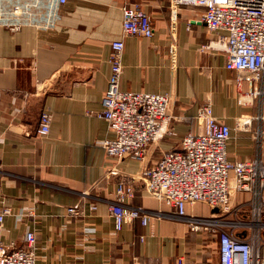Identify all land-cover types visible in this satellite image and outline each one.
I'll use <instances>...</instances> for the list:
<instances>
[{
    "label": "crops",
    "instance_id": "1",
    "mask_svg": "<svg viewBox=\"0 0 264 264\" xmlns=\"http://www.w3.org/2000/svg\"><path fill=\"white\" fill-rule=\"evenodd\" d=\"M134 4L151 17L153 36L123 38L120 89L170 94L174 117L147 146L142 162L108 157L102 143L114 134L96 117L109 76L110 43L121 39L122 8ZM169 7V0H66L51 26L44 20L16 31L0 25V210H10L0 229L2 244L25 247V234L33 232L38 264H173L180 255L187 264H218L216 235L191 232L147 194L142 173L163 153L180 149L205 101L230 128L228 159L264 160L261 98L246 95L258 88V78L226 70L222 52L202 49L217 39L200 22L204 8L180 6L172 26ZM43 111L51 115L50 130L39 137ZM120 182L133 188L128 204L149 213L146 226L133 220L115 230L109 205ZM250 199L232 194L235 206ZM196 206L207 214L197 215ZM72 207L81 214L68 215ZM215 212L203 203L186 207L187 215L199 218ZM242 212L238 219L248 222L247 209ZM236 234L247 238L258 231ZM260 236L264 240V230Z\"/></svg>",
    "mask_w": 264,
    "mask_h": 264
},
{
    "label": "built area",
    "instance_id": "2",
    "mask_svg": "<svg viewBox=\"0 0 264 264\" xmlns=\"http://www.w3.org/2000/svg\"><path fill=\"white\" fill-rule=\"evenodd\" d=\"M65 2L0 0V25L16 31L23 25H36V22L44 20L47 26H51L56 18V9ZM182 5L204 8L200 22L208 32L217 35V39L202 47L203 50L222 52L226 70L258 78V88L246 95L261 98L260 118H264V0H169L172 26ZM40 12L43 15L38 16ZM186 27L189 28V23ZM221 33L224 35L219 37ZM152 36V19L141 5L122 8L121 39L110 43L109 76L100 102L101 110L96 114L114 134L112 139L103 141L102 146L106 155L116 160L127 157L142 162L147 146L160 138L164 123L168 124L174 119L170 112V94L120 89L123 38L149 39ZM168 48L173 58L176 53L173 36ZM238 97L243 100L245 95L241 93ZM195 121V131L181 138L179 150L163 153L143 171L144 190L151 198L168 206L173 216L185 222L191 232L209 231L216 235L218 264H264V240L260 236L264 230V160L228 159L226 147L230 128L213 116L210 101L199 105ZM50 122L51 115L41 112L37 136L43 137L49 133ZM108 174L115 175L116 171L110 170ZM236 192L247 193L251 199L235 206L232 194ZM132 197L130 184H117L114 199L109 205L116 231L133 220H139L142 226L149 223L148 212L128 204ZM195 203H203L217 211L208 218L188 216L187 205ZM243 208L247 209L248 222L238 219ZM89 209L94 211L96 207L91 204ZM8 214V208L0 210V229ZM67 214L79 216L81 212L78 207H72L67 209ZM250 227L256 229L258 234H251L247 238L236 234L237 230ZM24 240L25 247L19 248L0 242V264H38L34 254V233L27 232ZM173 264L187 263L180 255Z\"/></svg>",
    "mask_w": 264,
    "mask_h": 264
},
{
    "label": "rangeland",
    "instance_id": "3",
    "mask_svg": "<svg viewBox=\"0 0 264 264\" xmlns=\"http://www.w3.org/2000/svg\"><path fill=\"white\" fill-rule=\"evenodd\" d=\"M239 99V97H238ZM199 204V203H198ZM207 209H205V207H201V206H196L194 209H193V212H196L197 215L201 216V215H206L207 214ZM188 216H191V215H188ZM194 216V215H193ZM198 216V217H199ZM197 217V216H196ZM202 218H207V217H202ZM208 245V244H207Z\"/></svg>",
    "mask_w": 264,
    "mask_h": 264
},
{
    "label": "water",
    "instance_id": "4",
    "mask_svg": "<svg viewBox=\"0 0 264 264\" xmlns=\"http://www.w3.org/2000/svg\"><path fill=\"white\" fill-rule=\"evenodd\" d=\"M215 211H217V210L215 209Z\"/></svg>",
    "mask_w": 264,
    "mask_h": 264
}]
</instances>
